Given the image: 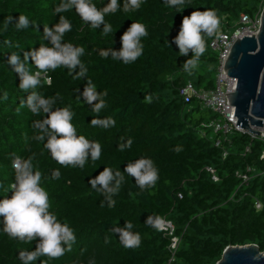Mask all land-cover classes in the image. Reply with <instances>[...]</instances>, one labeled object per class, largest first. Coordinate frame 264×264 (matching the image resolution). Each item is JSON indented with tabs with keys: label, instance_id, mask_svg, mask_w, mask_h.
Wrapping results in <instances>:
<instances>
[{
	"label": "trees",
	"instance_id": "1",
	"mask_svg": "<svg viewBox=\"0 0 264 264\" xmlns=\"http://www.w3.org/2000/svg\"><path fill=\"white\" fill-rule=\"evenodd\" d=\"M90 2L99 10L110 0ZM66 3L0 0V200L11 197V185L17 182L13 164L23 165L31 158L33 173H41L40 186L49 195V211L73 231L75 243L71 251L63 244L65 254L57 259L38 255L28 261L37 252L39 240L10 237L0 217V264H217L231 246L257 245L264 252V139L237 131L211 137L207 126L203 127L206 134L199 131L203 121L195 122L193 114L202 106L196 99L182 97L181 90L188 83L199 90L215 87L218 54L210 47L215 37H204L207 50L191 74L183 64L193 53L182 57L172 43L183 17L193 11H215L221 28L233 32L242 15L253 20L261 17L264 0H186L182 13L164 0H144L138 10L125 12V0H118L119 10L104 15L105 23L111 25L107 34L104 25L92 28L86 23L75 7L64 10ZM20 16L28 18L27 28L16 27ZM8 17L12 22L6 24ZM61 17L71 24L61 44L84 49L80 60L87 73L78 77L79 66L72 74L61 66L40 73V84L24 91L9 58L17 55L29 74L35 75L38 69L31 53L41 46L53 47L44 27H54ZM132 23L143 24L148 35L141 38L142 55L126 64L111 52L122 49L121 37ZM101 50L110 52L107 58L100 55ZM89 80L97 92L107 91L103 97L106 107L99 115L83 100ZM33 92L54 100L53 112L68 108L73 113L76 134L100 144L98 160L89 157L81 169L63 167L52 159L45 146L48 137L40 131L48 114L43 109L34 113L27 104ZM190 103L198 107L187 111ZM108 117L114 126L92 124L93 119ZM41 135L43 140L38 138ZM141 159L151 160L157 169L155 187L141 189L125 172L129 164ZM105 168L124 177L112 196L113 207L90 183ZM57 169L60 178L52 179ZM149 217L151 224L146 222ZM157 219L171 221L174 236L158 230L154 226ZM127 222L133 225L130 231L141 237L137 248H126L113 231ZM175 237L179 246L173 256Z\"/></svg>",
	"mask_w": 264,
	"mask_h": 264
},
{
	"label": "clouds",
	"instance_id": "2",
	"mask_svg": "<svg viewBox=\"0 0 264 264\" xmlns=\"http://www.w3.org/2000/svg\"><path fill=\"white\" fill-rule=\"evenodd\" d=\"M144 0H125L123 10L125 12L138 10ZM169 7H175L177 12H183L186 8V0H164ZM64 10L72 7L76 8L77 13L81 18L89 23L92 28H99L104 25L103 31L105 34L111 31V25L106 24L104 15L115 13L119 10L120 5L118 0H110L103 9H97L90 0H68V3L62 5ZM12 22V17L6 18V24ZM29 20L26 16H20L16 27L18 29L27 28ZM71 31V24L65 18L61 17L58 24L54 27H44L45 38L52 43V48L41 46L38 51L34 50L31 53V59L35 63L38 72L35 75L29 74V70L21 64L19 57L15 54L9 58V63L14 66V70L20 75V87L24 91L30 88L35 89L39 84L40 73H48L49 70L63 66L68 68L69 74L75 72L79 66L80 71L78 77H83L87 73L80 60V56L84 53V49L75 48L72 45L61 44L63 35ZM146 27L140 23H132L127 31L121 37L122 49L119 52L112 51L111 54L124 61L130 63L138 59L143 52L141 38L147 36ZM223 35L221 31V20L215 11H193L190 16H184L180 25L178 35L173 39L179 48L180 56H188L189 52L193 53L192 58L188 59L183 68L189 74L198 66L200 57L207 50V42L204 39L207 37H216L219 39ZM171 46V44H170ZM110 52L101 50L100 55L107 58ZM85 103L92 106V110L99 115L102 109L106 107V102L103 99L107 96V91L103 94L96 91L95 86L89 80L82 93ZM6 98V96H5ZM98 101V102H97ZM54 100L49 101L40 98L39 95L33 92L27 100L29 108L38 113L43 109L48 114V119L40 125V131L47 135L48 142L45 145L50 151L52 159L63 167H80L84 168L88 158L93 161L100 158L101 146L99 143L90 142L84 136L76 134V128L72 124L73 113L68 108L52 111L51 104ZM93 125H103L105 128L114 126L115 121L108 117L107 119H93ZM44 135L38 137L43 140ZM128 146L131 141L127 142ZM124 144H121L119 149L123 150ZM264 159V154L261 155ZM17 169V182L11 185L12 195L10 198L0 200V217H3L4 231L12 238H18L21 241L39 240L37 252L30 254L27 257L28 261L34 260L38 255H46L50 259H57L65 254L63 244H67V251H71L72 244L75 243L73 231L66 225H62L57 221L56 216L49 211L51 204L47 191L40 186L41 173L36 171L33 173L31 158L21 165L18 161L13 164ZM129 175L135 178L136 185L141 188L155 187L159 179L158 171L153 166V162L148 159L138 160L134 164H129L125 169ZM59 169L55 170L52 179L60 178ZM115 180V186H111ZM124 177L120 172L113 174L112 170L105 168L98 177L90 181L91 186L97 191L105 195L109 207L115 205L112 196L115 195L120 185L123 183ZM152 223L149 217L146 221ZM154 226L158 230L164 227L163 219H157ZM133 225L127 222L123 228H115L113 231L119 234L121 243L126 248H137L141 244V237L138 233H132L130 229Z\"/></svg>",
	"mask_w": 264,
	"mask_h": 264
},
{
	"label": "water",
	"instance_id": "3",
	"mask_svg": "<svg viewBox=\"0 0 264 264\" xmlns=\"http://www.w3.org/2000/svg\"><path fill=\"white\" fill-rule=\"evenodd\" d=\"M257 35L237 40L226 62V73L238 80L236 91L227 93L235 106L238 125L244 132L261 137L264 131V9ZM217 264H264L257 245L231 246Z\"/></svg>",
	"mask_w": 264,
	"mask_h": 264
},
{
	"label": "built area",
	"instance_id": "4",
	"mask_svg": "<svg viewBox=\"0 0 264 264\" xmlns=\"http://www.w3.org/2000/svg\"><path fill=\"white\" fill-rule=\"evenodd\" d=\"M240 27L233 32L226 31L221 28L223 35L211 42L210 47L218 54V66L216 75V85L211 89H196L192 83H188L182 90L181 96L186 100L196 99L200 102L202 108L212 112L215 118L209 122V127L216 133L226 137L235 131L244 132L243 129L238 125V117L235 115L236 108L230 105V101L227 93H233L236 91L238 80L230 77L225 71L226 62L230 56L234 43L243 38L244 36L257 35L261 20L260 18L253 20L248 16L242 15L238 21ZM261 138L264 139V131L262 130ZM221 144V139L216 142V145ZM264 154V151H263ZM247 181L248 178L244 177ZM256 208L260 210L262 205L259 201L256 203ZM163 232L174 236L175 227L171 221L164 220ZM156 222V221H155ZM179 246V239L174 238L171 249L173 256L176 253Z\"/></svg>",
	"mask_w": 264,
	"mask_h": 264
},
{
	"label": "rangeland",
	"instance_id": "5",
	"mask_svg": "<svg viewBox=\"0 0 264 264\" xmlns=\"http://www.w3.org/2000/svg\"><path fill=\"white\" fill-rule=\"evenodd\" d=\"M236 27H240L239 24H237ZM215 80H216V76H215V73H214V77H213ZM198 103V102H197ZM196 108L198 107V104L196 103H190V104H187V108L186 110L189 111L191 110V108ZM212 115H214L212 112L208 111V110H205L204 108H201L200 111H197L193 114V118L195 119V122L197 120H202V126H199L198 129L199 131H201V133L203 134H206L208 132V130L206 128H203L204 126H208L209 125V122L212 120ZM209 136L211 137H214L216 136V132L214 130H209Z\"/></svg>",
	"mask_w": 264,
	"mask_h": 264
}]
</instances>
